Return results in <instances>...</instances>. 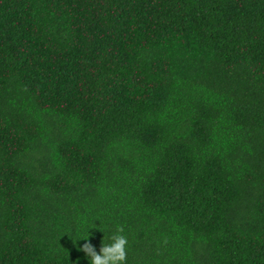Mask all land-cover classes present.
I'll return each mask as SVG.
<instances>
[{
	"label": "trees",
	"instance_id": "trees-1",
	"mask_svg": "<svg viewBox=\"0 0 264 264\" xmlns=\"http://www.w3.org/2000/svg\"><path fill=\"white\" fill-rule=\"evenodd\" d=\"M117 226L126 264H264V0H0V264Z\"/></svg>",
	"mask_w": 264,
	"mask_h": 264
},
{
	"label": "clouds",
	"instance_id": "clouds-1",
	"mask_svg": "<svg viewBox=\"0 0 264 264\" xmlns=\"http://www.w3.org/2000/svg\"><path fill=\"white\" fill-rule=\"evenodd\" d=\"M123 232V226H117L115 232L110 236L111 243L102 244L99 253L89 242L81 245L80 249L87 255L90 264H126L128 240ZM86 237L83 238L86 239Z\"/></svg>",
	"mask_w": 264,
	"mask_h": 264
}]
</instances>
